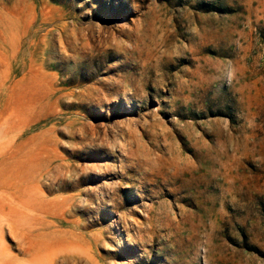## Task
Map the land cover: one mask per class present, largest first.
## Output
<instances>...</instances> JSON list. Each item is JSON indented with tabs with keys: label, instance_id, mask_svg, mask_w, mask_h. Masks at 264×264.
<instances>
[{
	"label": "rangeland",
	"instance_id": "rangeland-1",
	"mask_svg": "<svg viewBox=\"0 0 264 264\" xmlns=\"http://www.w3.org/2000/svg\"><path fill=\"white\" fill-rule=\"evenodd\" d=\"M0 121V264H264V0H0Z\"/></svg>",
	"mask_w": 264,
	"mask_h": 264
},
{
	"label": "bare ground",
	"instance_id": "bare-ground-1",
	"mask_svg": "<svg viewBox=\"0 0 264 264\" xmlns=\"http://www.w3.org/2000/svg\"><path fill=\"white\" fill-rule=\"evenodd\" d=\"M9 113V112H8ZM11 114V113H10ZM9 114V115H10ZM8 115V117L6 118V121H4V123H7V121H8V119L10 118V116ZM5 118V117H4ZM4 120V119H3ZM1 122V121H0ZM3 123V122H2ZM6 153H10V148H9V151H7ZM10 163H11V161L10 160H4V164H5V169L7 168V174H9V171H8V167L10 166ZM2 186V184H0V187ZM5 187V190H4V192H8L9 194H11L12 193V191L10 190V188L11 187H9V186H4ZM28 249H29V247L28 246H26L25 247V252L27 253L28 252ZM30 262V261H29ZM28 262V263H29Z\"/></svg>",
	"mask_w": 264,
	"mask_h": 264
}]
</instances>
